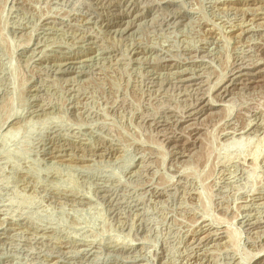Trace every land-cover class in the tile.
Wrapping results in <instances>:
<instances>
[{
	"label": "rangeland",
	"instance_id": "374dc122",
	"mask_svg": "<svg viewBox=\"0 0 264 264\" xmlns=\"http://www.w3.org/2000/svg\"><path fill=\"white\" fill-rule=\"evenodd\" d=\"M263 259L264 0H0V264Z\"/></svg>",
	"mask_w": 264,
	"mask_h": 264
},
{
	"label": "bare ground",
	"instance_id": "6f19581e",
	"mask_svg": "<svg viewBox=\"0 0 264 264\" xmlns=\"http://www.w3.org/2000/svg\"><path fill=\"white\" fill-rule=\"evenodd\" d=\"M245 73V72H244ZM250 73V72H249ZM251 74V73H250ZM243 75V74H242ZM247 75H249L248 73H247ZM252 75V74H251ZM258 75V74H257ZM236 76V75H235ZM244 76H246V75H244ZM235 78V77H234ZM263 261V263L262 264H264V259L262 260Z\"/></svg>",
	"mask_w": 264,
	"mask_h": 264
}]
</instances>
